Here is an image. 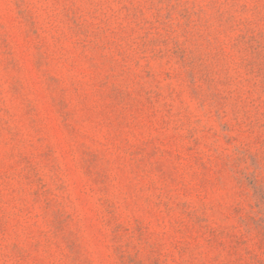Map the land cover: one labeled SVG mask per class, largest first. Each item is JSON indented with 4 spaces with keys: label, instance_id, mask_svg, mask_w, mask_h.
Returning a JSON list of instances; mask_svg holds the SVG:
<instances>
[{
    "label": "rangeland",
    "instance_id": "rangeland-1",
    "mask_svg": "<svg viewBox=\"0 0 264 264\" xmlns=\"http://www.w3.org/2000/svg\"><path fill=\"white\" fill-rule=\"evenodd\" d=\"M0 264H264V0H0Z\"/></svg>",
    "mask_w": 264,
    "mask_h": 264
}]
</instances>
